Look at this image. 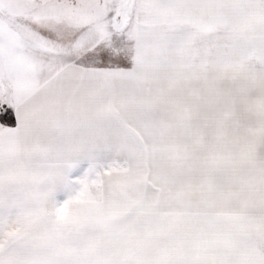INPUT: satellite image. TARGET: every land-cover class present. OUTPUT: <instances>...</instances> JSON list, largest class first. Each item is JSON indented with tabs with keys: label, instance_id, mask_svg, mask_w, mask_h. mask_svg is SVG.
Here are the masks:
<instances>
[{
	"label": "snow or ice",
	"instance_id": "6c2138e0",
	"mask_svg": "<svg viewBox=\"0 0 264 264\" xmlns=\"http://www.w3.org/2000/svg\"><path fill=\"white\" fill-rule=\"evenodd\" d=\"M0 264H264V0H0Z\"/></svg>",
	"mask_w": 264,
	"mask_h": 264
}]
</instances>
